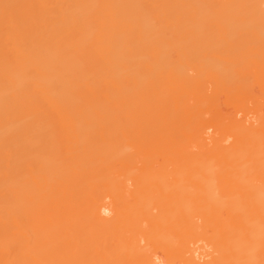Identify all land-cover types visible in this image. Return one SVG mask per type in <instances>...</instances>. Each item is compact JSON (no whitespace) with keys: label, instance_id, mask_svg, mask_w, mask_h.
Segmentation results:
<instances>
[{"label":"bare ground","instance_id":"1","mask_svg":"<svg viewBox=\"0 0 264 264\" xmlns=\"http://www.w3.org/2000/svg\"><path fill=\"white\" fill-rule=\"evenodd\" d=\"M0 264H264V0H0Z\"/></svg>","mask_w":264,"mask_h":264}]
</instances>
